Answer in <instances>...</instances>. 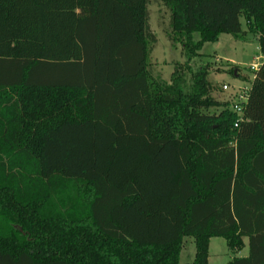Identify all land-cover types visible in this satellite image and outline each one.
<instances>
[{"label": "trees", "instance_id": "obj_1", "mask_svg": "<svg viewBox=\"0 0 264 264\" xmlns=\"http://www.w3.org/2000/svg\"><path fill=\"white\" fill-rule=\"evenodd\" d=\"M223 33L264 56V0H0V264H180L185 237L208 264L214 236L264 264V62L240 115L189 65Z\"/></svg>", "mask_w": 264, "mask_h": 264}, {"label": "rangeland", "instance_id": "obj_2", "mask_svg": "<svg viewBox=\"0 0 264 264\" xmlns=\"http://www.w3.org/2000/svg\"><path fill=\"white\" fill-rule=\"evenodd\" d=\"M148 12L150 28L156 36V43L152 46L149 56L148 70L153 80L169 83L174 65L182 66L186 58L181 54L179 43L167 40L166 34L169 30L167 9L159 3H150ZM240 22L242 28L245 29V20L242 15ZM199 52L201 55L193 58L189 65L192 69L201 66L207 68L209 96L218 102L228 101L230 107L235 99L234 91L247 87L251 83L253 72L249 66L253 64L258 66L259 59L256 57L260 55V52L256 38L249 35L247 40L242 41L223 33L214 42H204ZM186 78L188 79L187 76ZM223 85H226L227 89H223ZM243 243V248L236 254H232L223 237H210L207 263L227 264L233 256H247L246 237L243 238ZM194 251L193 239L183 238L179 256L180 264H189L193 259Z\"/></svg>", "mask_w": 264, "mask_h": 264}, {"label": "built area", "instance_id": "obj_3", "mask_svg": "<svg viewBox=\"0 0 264 264\" xmlns=\"http://www.w3.org/2000/svg\"><path fill=\"white\" fill-rule=\"evenodd\" d=\"M257 67H258L257 64H253V65L249 66L251 71L256 70ZM222 88L227 89V86L223 85ZM249 89H250V84L247 87L245 86V87H242L241 89H237L234 91L235 99H234V102L231 104L230 107L234 112L238 113L239 115L241 114L242 107L247 100Z\"/></svg>", "mask_w": 264, "mask_h": 264}, {"label": "crops", "instance_id": "obj_4", "mask_svg": "<svg viewBox=\"0 0 264 264\" xmlns=\"http://www.w3.org/2000/svg\"><path fill=\"white\" fill-rule=\"evenodd\" d=\"M257 58L259 59V62H258V66H259L262 62H264V56L259 55V56L256 57V59Z\"/></svg>", "mask_w": 264, "mask_h": 264}, {"label": "water", "instance_id": "obj_5", "mask_svg": "<svg viewBox=\"0 0 264 264\" xmlns=\"http://www.w3.org/2000/svg\"><path fill=\"white\" fill-rule=\"evenodd\" d=\"M234 74H235V70H234Z\"/></svg>", "mask_w": 264, "mask_h": 264}]
</instances>
